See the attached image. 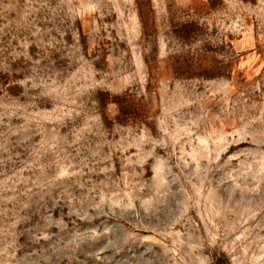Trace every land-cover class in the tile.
Wrapping results in <instances>:
<instances>
[{"label": "rangeland", "instance_id": "rangeland-1", "mask_svg": "<svg viewBox=\"0 0 264 264\" xmlns=\"http://www.w3.org/2000/svg\"><path fill=\"white\" fill-rule=\"evenodd\" d=\"M0 264H264V0H0Z\"/></svg>", "mask_w": 264, "mask_h": 264}, {"label": "trees", "instance_id": "trees-1", "mask_svg": "<svg viewBox=\"0 0 264 264\" xmlns=\"http://www.w3.org/2000/svg\"><path fill=\"white\" fill-rule=\"evenodd\" d=\"M118 101L121 104V108H122L123 114L126 113V108H127L126 102H127V98L126 97H121V98H118Z\"/></svg>", "mask_w": 264, "mask_h": 264}]
</instances>
